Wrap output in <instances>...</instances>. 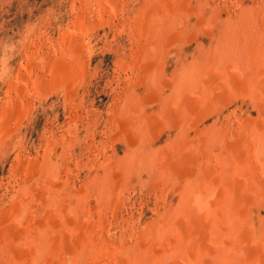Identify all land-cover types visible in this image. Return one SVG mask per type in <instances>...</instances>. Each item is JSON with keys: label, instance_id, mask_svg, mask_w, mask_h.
<instances>
[{"label": "bare ground", "instance_id": "bare-ground-1", "mask_svg": "<svg viewBox=\"0 0 264 264\" xmlns=\"http://www.w3.org/2000/svg\"><path fill=\"white\" fill-rule=\"evenodd\" d=\"M145 1H147V11H144L143 8H140L137 12L138 15L136 14V17L133 21L138 26L142 25V27H144L146 19H148L150 24L148 27V32L144 38L149 43L146 42L145 45H142V39L139 38L140 35H138L142 32L140 31L138 34H136V32L132 34L133 38L131 39L130 44L133 45L132 48L137 50V58L143 56L145 59L142 60L145 61L148 59V63H145L147 67L150 64L154 65L155 67H153L157 69L160 67L158 70L160 72L156 71L159 74L167 73V69L171 63V57L174 59V68L171 71L172 76L169 79H164L163 81V74H160V76L153 78L152 81H154L152 83L150 81V85H148L149 89L151 87H155L151 91L153 92L155 90L159 94L158 96L162 99L164 109L166 110L165 112H161V115L158 118L161 119L162 117L165 118L164 121H169V119L172 121L169 122L172 125H167L166 122V124H162L163 127L161 128V131H157L160 134H163L166 128L172 126V132H176L177 134L176 136L173 135V141H171L169 138H166L163 141L165 144H163L164 146H161V149L157 147L158 149L155 150L153 147V153L152 155L150 154L152 156L151 158L147 156L150 158L149 166L151 165L153 168L155 167L160 172L159 178H163L162 182H164V179H167L166 181L168 182V186L164 190V196L162 200L163 203L159 205L160 203L157 201L159 206H156L158 208L155 211V217L152 218V220L150 219V222L148 221V223L141 229L140 235L136 238H134L135 236L132 234L131 238L130 236L127 237L125 234L128 230H130L128 224L129 221H119L118 223H123H117L114 228H112L115 229L114 232L112 231L115 237L113 240L107 239L110 241V243L106 241V236L104 235L102 228H96L95 230H93L92 227L89 229L87 227L84 228L85 225L81 226L78 221V223L75 221H65V226L62 224L64 221L61 223L63 226H49L51 229L49 230L50 232L45 233V224L40 225L37 221H35L34 216H32L27 221L28 227L26 228L25 225V230H22V232H24L23 235H25L27 231H32L29 233L27 239H20L18 237L19 235H17L18 233L16 234L17 230H20L21 224L18 227L15 226L17 230L15 227H13V229L6 232L5 235L2 234L3 232L0 233V235L2 234V240L0 239V243L2 244L0 245V259H3L4 256H7V259L10 261L9 264H264V0H250L251 4H246L244 0H232L233 2L231 0ZM212 1L215 2V6L211 4ZM170 2L174 3V8L172 9H174L173 11H175V13H177V9L180 8V14L175 15V13L171 11L169 8L172 7ZM84 3H87V1ZM76 4L72 3V5ZM94 9H92L93 12ZM82 11H84L83 8ZM146 12H148V14ZM89 13L91 14L90 11ZM223 13L226 15L225 19H222L221 17ZM90 14H87V16ZM82 19H84V17ZM82 19L80 18V20ZM125 27H127L129 31L132 29L129 25L124 26V28ZM123 30L125 32V29ZM137 35L139 36L138 38L136 37ZM204 36L208 40L206 43H204ZM164 38H166L168 41L165 49L163 47L159 49L158 46L157 49L155 46L152 47L155 40L158 42L156 45H160L159 43H161ZM192 41L195 43L193 48L187 50L189 49L188 46L192 44L189 43ZM58 43H60V41ZM174 45L178 46L177 51L179 54L174 50H171V46ZM4 49H6V47L3 48V50ZM4 52L7 53V49ZM4 52L2 51L1 55ZM6 61L7 59H3V62L1 61L3 66L2 70H0L4 73L6 69L5 67H7ZM138 61L139 59L137 60V63ZM145 64L143 62V64L139 66L144 67ZM7 72L5 74H0L1 78H3L4 75L7 76ZM143 77L146 78L145 76ZM126 78L128 79V77ZM133 78L136 80L135 75ZM136 86H138V84ZM247 101L252 103V108L248 113H246L247 115L244 116V110L241 107L243 104L247 103ZM133 109L131 108V110ZM226 109L229 110L227 114L234 115V118H226L228 122L226 121L225 124H222V120H220L222 117L221 115ZM239 110L241 113H239ZM254 112L255 116H253ZM159 113L160 112L158 111V114ZM150 115L153 116V114ZM211 119H214V122L208 127L206 124ZM162 120L154 119V124L157 125ZM124 121L125 120H123V122ZM148 121L150 122V120ZM155 121H157V123ZM108 125L111 124L108 123ZM123 126L125 127L126 125ZM148 126L149 125H147V127ZM158 126L159 125H157L156 128ZM132 127L134 126L132 125ZM118 129H120V126ZM148 129H150V127ZM135 130L133 132H135ZM179 134H182V136ZM160 137L161 136H159L158 139H161ZM124 138L125 137L123 135V139ZM156 142L157 140L153 141L152 146H154ZM68 152H70V150ZM133 153L135 152L133 151ZM124 156H126V154ZM21 162L24 163L25 161ZM90 168H92V166ZM26 171H28V169H25L24 172ZM36 171H38V169ZM31 173L33 172H30L29 174ZM34 174L35 173L32 175L34 176ZM33 179L35 180V177ZM43 179H47V177ZM141 179L143 180V178ZM96 185H98V183ZM29 187L27 186V192ZM62 187L64 186L62 185ZM114 187H117V185ZM175 187H177V190L174 189ZM59 188L60 187H58V190ZM97 189L98 187L95 190ZM153 190L155 192V189ZM32 191L33 190H31V192ZM43 192L45 193V191ZM121 193H123V191ZM38 194H40V192ZM75 194L77 195V193ZM52 198L53 197L50 199ZM178 198H180L178 202L179 206L176 205ZM42 199L44 198L42 197ZM17 203H19V201ZM78 204H76V206H78ZM69 205L71 206V204ZM19 208H17V210ZM160 208L163 209L162 212ZM25 209L27 210V208ZM29 210L30 209H28V211ZM46 212H49V210ZM50 213L52 214V210ZM70 213H72V210ZM21 214L26 215L24 212ZM48 215L49 213L46 216ZM42 216L43 215L40 217ZM84 218L86 219V216ZM39 220L40 219H38V221ZM55 221L53 223H57ZM100 223H103V221ZM30 227H32V229ZM104 227L107 228L108 226ZM65 229L67 232H71V235L73 236L70 235L71 238L69 239L62 238L57 241L56 235H52V233H59L60 230ZM61 232L63 233V231ZM106 232H108V234L111 233L109 231ZM119 233L120 235H118ZM59 235L62 236L63 234ZM92 237H96V239L94 240ZM69 248L73 249L71 250ZM25 251L27 254L26 256L25 254H21ZM86 253L90 255V259L89 256L87 257ZM1 256L3 258H1Z\"/></svg>", "mask_w": 264, "mask_h": 264}, {"label": "rangeland", "instance_id": "rangeland-1", "mask_svg": "<svg viewBox=\"0 0 264 264\" xmlns=\"http://www.w3.org/2000/svg\"><path fill=\"white\" fill-rule=\"evenodd\" d=\"M86 1L87 3H84ZM214 1L211 2L212 5L215 4ZM244 2L246 4H251L250 0H244ZM72 3H77V6L72 5ZM146 3L147 1L145 0H0V55L2 51L4 52L7 49V53H2L0 60L3 62V59H7L6 66L8 67H5V73L8 71L7 76L4 75L3 78L0 76V233L3 232L2 234L5 235V233L13 229V227H18L21 224L20 230H17L15 227L17 230L16 234L18 233L17 235H19L18 237L20 239H27L29 233L32 231H27L26 234L23 235L24 232H22V230L28 227L27 221L34 216L35 221L40 225L45 224V233L50 232L49 230L51 229L49 226L55 227L57 225L59 227V225H64L67 221H75L76 223L79 222L81 226L85 225L84 228L87 227L89 229L92 227L93 230L102 228L106 236V241L110 243L109 240H113L115 237L112 233L115 229L112 228H114L119 221H129L130 230L125 234L127 237L130 236V238L132 234L135 236L134 238H136L140 235L141 229L148 221L155 217V211L158 208L156 206L163 203L164 190L168 186V182L166 181L167 179H164L166 184L162 182L163 178H159L160 172L155 167L149 166L150 158L152 157L151 155L154 149H161V146H164L163 144L165 143L163 141L166 138L173 141L174 136L177 134L176 132H172V126L166 128L163 134L159 133L166 122L167 125H170L171 123L169 122H172L170 119L169 121H164L165 118H158L161 112H165L166 110L164 109L162 99L158 96L159 94L155 90L153 92L151 91L155 87L148 88L150 81L152 83L154 81H152L153 78L160 76L161 73H157L160 72L158 71L160 67L157 69L154 68V65L150 64L148 68L145 64L146 62L148 63V59L145 61L142 60L145 59L143 56L137 58V50L132 48L133 45L130 44L133 38L132 34L135 32L138 34L140 31H142V36L141 33H139L138 35H140V37L138 35L136 37L142 39V45H145L147 42L144 36L148 32L150 22L146 19V23L144 22L145 26L142 27V25L138 26L133 21L140 8L147 11ZM170 3L172 7L169 8L175 13V11H173L174 9H172L174 8V3ZM72 6L75 7L73 8ZM82 8L84 11H82ZM92 9H94V12ZM177 10L178 12L175 13V15L180 14V8ZM146 13L148 14V12ZM87 14L90 15L87 16ZM83 17L84 19H82ZM221 17L225 19V13H223ZM80 18L82 20H80ZM127 25L132 28L131 31H129L127 27L124 28V26ZM122 27L125 29V32ZM204 38V43H206L208 40L205 36ZM57 40L58 42L60 41V43H58ZM167 42L166 38H164L162 42L159 43L160 45H156L158 42L155 40L152 47L155 46L157 49L158 46L159 49L162 47L165 49ZM189 44L191 45L188 46L189 49L187 50L192 49L195 43L192 41ZM5 47L6 49L3 50ZM171 50L178 53V46H171ZM138 59L139 61L137 63ZM1 61L0 69L2 70L3 65ZM173 61L174 59L171 57V63L167 69V73L161 74L163 81L172 76L171 71L174 68ZM143 62L145 64L144 67L139 66L142 65ZM1 70L0 74H5ZM134 75L136 80L133 78ZM126 77H128V79ZM119 79H121L123 83ZM137 84L138 86H136ZM131 108H134L136 112L134 109L131 110ZM241 108H243L244 116H246V113L252 108V103L247 101ZM157 110L160 112L159 114ZM228 111V109L224 110V113L221 115L223 117L220 119L222 120V124H225L226 121L228 122V118H234V115L227 114ZM239 113H241L240 110ZM150 114H153V116ZM253 116H255V112ZM154 119H163L157 124L160 129L158 127L156 128L157 125L154 124ZM123 120H125V123ZM148 120H150V122ZM155 122L157 123V121ZM213 122L214 119H211L206 125L209 127ZM108 123L111 125H108ZM123 125L126 126L124 127ZM132 125L134 127H132ZM147 125L149 126L147 127ZM119 126L120 129H118ZM149 127L150 129H148ZM134 130L137 132H133ZM157 130L160 131L158 132ZM123 135L125 140L123 139ZM179 135L182 136V134ZM159 136H161V139H158ZM156 140V144L152 146V142ZM69 150L70 152H68ZM133 151L135 153H133ZM125 154L126 156H124ZM21 161L25 162L22 163ZM90 165L93 169L90 168ZM25 169H28L29 172H24ZM35 169H38V171ZM30 172L35 173L34 176L32 175L33 173L29 174ZM34 177L35 180L33 179ZM40 177L42 179L47 177V179L42 180ZM141 178H143V180ZM97 183L98 185H96ZM62 185L64 187H62ZM116 185L117 187H114ZM27 186L33 187H29L27 192ZM58 187H60L59 190ZM93 187H98V189L95 190L96 188ZM176 188L177 187L174 189L177 190ZM153 189H155V192ZM31 190L33 191L31 192ZM34 190L38 192L36 193ZM43 191H45V193ZM120 191H123V193ZM39 192L40 194L43 193L40 195L38 194ZM19 193L20 195L18 196ZM75 193H77V195ZM42 197L44 199H42ZM51 197L53 198L50 199ZM179 199L180 198H178L176 203L178 206ZM18 201L19 203H17ZM157 201H159V205ZM69 204H71V206ZM76 204H78V206H76ZM17 208L19 209L17 210ZM25 208H27V210ZM28 209L30 210L28 211ZM69 209L72 210V213H70L71 210ZM48 210L49 212H46ZM51 210L52 214L50 213ZM21 211L26 213V215H22ZM162 211L163 209H161V212ZM10 212L14 215H11ZM48 213L50 215H48L49 217L46 216ZM41 215L43 216L40 217ZM20 217L23 218L21 219ZM89 218L95 220H90ZM38 219L40 220L38 221ZM51 219L54 221L56 220L55 222L57 223H53L54 221ZM102 221L103 223H100ZM103 225L108 227L105 228ZM30 228L32 229V227ZM61 231H63V233ZM106 231L111 232L110 234L112 237ZM56 233L57 232H53L52 235H56L57 241L62 238L69 239L73 236L71 232H67L66 229ZM120 233L118 235H120ZM2 234L0 235V239ZM59 234L63 235L61 236ZM92 239L95 240L96 237H92ZM0 245L2 244L0 243ZM69 249L72 250L73 248ZM26 251L21 254H25L26 256ZM87 253L86 255L87 257L89 256L90 259V255ZM1 258L3 257L1 256ZM7 263H10L7 256L0 259V264Z\"/></svg>", "mask_w": 264, "mask_h": 264}]
</instances>
